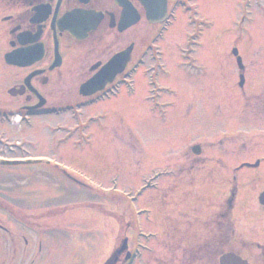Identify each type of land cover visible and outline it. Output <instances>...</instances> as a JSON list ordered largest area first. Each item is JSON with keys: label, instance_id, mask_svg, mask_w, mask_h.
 <instances>
[{"label": "rangeland", "instance_id": "374dc122", "mask_svg": "<svg viewBox=\"0 0 264 264\" xmlns=\"http://www.w3.org/2000/svg\"><path fill=\"white\" fill-rule=\"evenodd\" d=\"M172 2L170 21L160 29L150 21L147 24L146 18L133 29L138 45L145 43L144 32L150 34V43L160 44L152 51L154 60L148 53L143 63L139 59L134 64L139 68L133 75L138 92L135 89L132 97L124 93L104 104L92 100L82 107V120L94 116L86 126V131L93 132L92 143L80 148L56 145L54 141L64 131L57 130L55 123L72 125L68 113L36 117L35 125H25L22 135L16 132L19 125L14 116L0 126L11 135V143L0 148L1 159H37L15 164L1 163L0 159V220L12 227L11 234L0 233V264H220L219 254L225 248L241 250L254 264H264V234L254 229L250 236L244 228L252 220L264 224V214L255 206L264 179H256L254 169L236 172L233 167L238 159H252L256 154L242 148L237 116L252 107L241 99L238 64L232 52L238 46L245 53L249 70L246 79H264V5L254 8L256 0ZM244 5L256 10L245 23L240 16ZM187 8H199L198 17L206 21L192 22ZM130 39L124 35L118 44ZM78 45L72 48L73 53L67 52L69 64L64 73L73 70L79 75L78 71L85 68L81 74H86L97 59L87 47ZM151 74L158 76L159 84L170 88L164 89L165 112L168 114L169 109L173 114L170 108L177 102L176 107H182L185 113L191 110L190 117L177 122L169 114L168 120L161 122L148 113L143 95L151 92L145 78ZM64 85L54 86L59 94L55 98L62 96ZM2 97L5 104L19 100ZM228 111L231 114L227 117ZM100 113L105 115L99 117ZM191 142L207 146L204 156L214 157L205 165L206 171L221 168L217 158L225 147L230 161L225 172L221 170L208 180L205 205H190V195L186 200L179 198L173 209L178 217L174 220L178 225L175 237V222L170 224L169 217L172 206L161 202L163 193L140 191L144 179L156 177L159 167L180 159L186 161L185 165L189 163L191 153L187 150ZM245 144L251 146L253 142ZM233 185L235 215L238 213L234 221L241 227L238 232L262 244L243 245L237 237L215 241L217 230L206 221L220 219L219 212L227 205L224 199L233 191ZM190 193L196 197L193 191ZM165 194L170 200L168 190ZM129 220L133 221V229H128ZM139 231L154 236L132 240L139 248L135 259L125 262L124 252L112 257L123 236ZM15 242L18 252L14 256Z\"/></svg>", "mask_w": 264, "mask_h": 264}, {"label": "flooded vegetation", "instance_id": "af4514ba", "mask_svg": "<svg viewBox=\"0 0 264 264\" xmlns=\"http://www.w3.org/2000/svg\"><path fill=\"white\" fill-rule=\"evenodd\" d=\"M127 1L139 11L141 15L139 22L146 18L148 21L146 23L148 24L149 20L145 6L139 0ZM261 5H264L262 0H256L253 7L257 8ZM123 9V6L117 0H0V83H2L0 84V126L7 124L11 117L13 118L14 116L16 118L18 116L19 128L16 132L22 135L25 125L30 127L35 125L36 117L68 113L70 119L73 120L72 125H67L61 121L55 123L54 127L57 130L64 131L54 141L56 145L69 144L72 148H80L92 143L94 141L92 139L93 132L86 131V121L81 118L85 101L91 98L95 99V101L97 100L98 103L104 104L107 101L116 99V96H122L124 93L132 97L131 95H133L135 89V93L138 92L137 84H134L133 81V73L139 70L133 64L139 62V59L143 63L148 53L150 58L153 57L152 60L155 58L151 52L153 49L151 47H155V45H150L149 33L146 34L144 32L142 38L145 39V43L142 45H138L133 39V29L139 22L123 30L119 29ZM240 9L241 20L244 23L246 22L245 20H250L249 17L252 13L256 12L255 9L251 11L249 5H244ZM151 24L157 25L158 23ZM91 25H95V27H91ZM124 35L131 37V39L126 44H118ZM132 43H134V48L125 70L119 73L114 81L105 84L102 90L92 95H84L81 90L83 83L91 79L113 55ZM78 44L87 47V50L94 53L93 57L95 56L97 59L89 65L86 74L85 72L81 74L85 70L84 67L82 71H78V68L75 67L79 75L77 72L73 73V70H66L64 73L65 68L69 64L67 52L73 53L72 48L79 47ZM113 44L115 45L112 46ZM140 48L143 49L140 50ZM189 50L191 51L192 48ZM239 55L241 56L242 65L239 67L238 64L240 79L237 80V85L241 91V99L252 108L243 110L237 116L238 130L240 137L243 138V150L247 152L255 151L254 154L256 155L252 159L247 160L238 159L237 156L238 164L233 167L236 172L242 169H254L256 173L254 177L256 179H264V79H246L249 70L245 61L246 55L242 53L240 48ZM239 55H234L236 60ZM190 63H192V60ZM241 76L244 79H241ZM145 78L149 86H151V92L148 91L143 95L145 98V109L151 115H156L158 121L166 122L171 113L168 109L169 113L167 114L163 108L166 103L164 91L166 86L159 84L156 80V75ZM7 82L8 85H6ZM59 84H65V89H63L60 98H55L59 94L55 92L54 86ZM2 96L19 100L12 104H5ZM176 103L174 102L175 107L173 109L170 108L173 111V114H170V119H177V122H179L182 117L191 116L190 109L185 113V109L176 107ZM230 114L228 111L226 116L228 117ZM104 115L105 113L98 114L99 117ZM99 117L97 120H99ZM95 118L97 117L95 116ZM100 128L104 129V127ZM10 136L7 130L0 128V148L11 143ZM17 142L21 143L20 140H17ZM245 142H253V145L246 146ZM196 144L200 146L199 153H196L194 147ZM206 147L205 145L203 147L199 142L189 143L187 150L188 152L190 150L191 153V155H188L191 158L189 163L185 165L186 161L181 162L180 159L178 163L175 162L159 167L156 171V177H154L155 181H151L154 180L151 177V179H144L142 193L146 192L147 189L157 190L163 193L160 196H163L161 202L164 205L172 206V212L169 217H172L170 224L175 222L173 225V235L175 237L177 236L176 229L178 225L174 220L178 219V217L173 215V209L174 205H178L179 198L183 196L184 200H186L187 196L190 195V205L194 206L199 203L205 205L208 202V198H206L208 180L213 178L215 173L221 170L225 172L228 168L230 160L226 157L228 149L225 147L222 150L221 157L218 156L217 158V163H222L220 170L216 169L214 172L206 171L205 165L209 160L214 159L213 156H204L203 153ZM66 175L70 176L68 172ZM168 179L172 180L170 184L165 185ZM187 187H189L188 190L186 189ZM166 190L169 191L170 200L165 198ZM189 190L193 191L196 197ZM234 190L235 185H233V191H231L230 195L224 199L227 200V205L219 212L220 219L213 217L206 222L211 228L214 224L217 230L216 242L223 241L224 237L229 240L237 237L243 245L248 243L259 245L261 242L245 239L238 232L241 227L237 224L238 221H234L235 216L238 217V213L235 215L236 192ZM262 195H264V187L261 188L255 201V206L259 209V212L264 214V203L261 201ZM230 213L233 215L232 217ZM261 216V221L263 222L264 215ZM165 222L167 220H164L163 226H165ZM128 225V229L134 228L132 220H129ZM244 228L249 230L250 236H253L254 229L255 231L258 230V233L264 234V224L259 223L257 220L247 223ZM229 229H231L230 233ZM11 230L12 227L10 225H6L0 220V233L11 234ZM138 233L142 234L143 231ZM163 234L165 235V232L162 231V238ZM131 235L133 237L137 236V234L133 235L132 233ZM27 242L29 241L26 240ZM15 244L16 242L12 243V247L15 250H12L14 256L18 252L15 249ZM227 251H234L254 264L251 258L243 254L241 250L236 251L231 248H225L222 252ZM261 258L264 259V251Z\"/></svg>", "mask_w": 264, "mask_h": 264}, {"label": "water", "instance_id": "95a60500", "mask_svg": "<svg viewBox=\"0 0 264 264\" xmlns=\"http://www.w3.org/2000/svg\"><path fill=\"white\" fill-rule=\"evenodd\" d=\"M121 4L124 5L123 16L120 21L119 29L123 30L131 25L133 22L135 23L138 20V14L136 15L133 12H129L131 10L130 4L127 3L126 0H118ZM143 5L147 9L148 18L153 21H162L167 17V0H140ZM127 3V5H125ZM132 16L134 19H132ZM131 45L125 51L118 53L115 57H113L103 68V74H98L96 79H90L86 82L85 86L88 88L87 92H93L97 90V84L106 79H98L100 76L108 75V76H116V74L122 70L129 59V52L132 49ZM237 53V49L234 50ZM112 77V78H113ZM243 79V77H242ZM199 148V146H196ZM198 152V151H197ZM7 163H22L25 162L23 160H14V161H6ZM31 162V161H28ZM261 201L264 203V195L261 197ZM127 248V238L123 240L120 246L113 253L112 257H118L120 253H122ZM111 257V259H112ZM109 259V260H111ZM221 264H250L246 259L242 258L240 255L235 252H226L220 256Z\"/></svg>", "mask_w": 264, "mask_h": 264}]
</instances>
